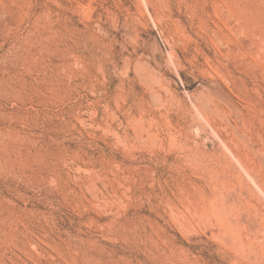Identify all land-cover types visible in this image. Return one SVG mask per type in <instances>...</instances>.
I'll return each mask as SVG.
<instances>
[{
  "label": "rangeland",
  "instance_id": "374dc122",
  "mask_svg": "<svg viewBox=\"0 0 264 264\" xmlns=\"http://www.w3.org/2000/svg\"><path fill=\"white\" fill-rule=\"evenodd\" d=\"M0 264H264V0H0Z\"/></svg>",
  "mask_w": 264,
  "mask_h": 264
}]
</instances>
